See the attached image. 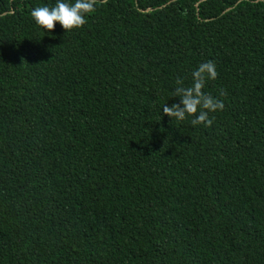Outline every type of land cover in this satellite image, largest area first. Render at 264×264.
Wrapping results in <instances>:
<instances>
[{
  "label": "trees",
  "instance_id": "1",
  "mask_svg": "<svg viewBox=\"0 0 264 264\" xmlns=\"http://www.w3.org/2000/svg\"><path fill=\"white\" fill-rule=\"evenodd\" d=\"M55 3L0 0V264H264V0ZM209 60L213 124L164 116Z\"/></svg>",
  "mask_w": 264,
  "mask_h": 264
},
{
  "label": "clouds",
  "instance_id": "2",
  "mask_svg": "<svg viewBox=\"0 0 264 264\" xmlns=\"http://www.w3.org/2000/svg\"><path fill=\"white\" fill-rule=\"evenodd\" d=\"M106 3V0H75L67 3L65 0H56L54 6H38L31 11V17L35 23L48 32L55 29L59 23L65 31L81 28L86 22V16L96 11V6ZM218 73L215 63L211 60L202 62L192 72V84L185 86L181 78H177V87L173 91V97L179 98V103L171 106L165 104L162 108L163 115L177 121L191 119V125H203L210 127L213 119L209 113L223 110L224 103L203 89L208 80H215Z\"/></svg>",
  "mask_w": 264,
  "mask_h": 264
}]
</instances>
